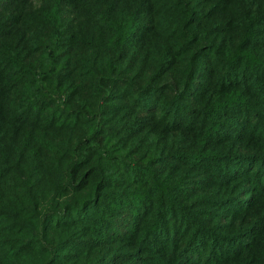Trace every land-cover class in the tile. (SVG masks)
<instances>
[{
    "label": "trees",
    "instance_id": "obj_1",
    "mask_svg": "<svg viewBox=\"0 0 264 264\" xmlns=\"http://www.w3.org/2000/svg\"><path fill=\"white\" fill-rule=\"evenodd\" d=\"M0 264H264V0H0Z\"/></svg>",
    "mask_w": 264,
    "mask_h": 264
}]
</instances>
